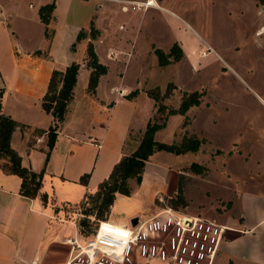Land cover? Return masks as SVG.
Returning <instances> with one entry per match:
<instances>
[{"label":"rangeland","instance_id":"374dc122","mask_svg":"<svg viewBox=\"0 0 264 264\" xmlns=\"http://www.w3.org/2000/svg\"><path fill=\"white\" fill-rule=\"evenodd\" d=\"M47 1L0 3L18 4L24 17L31 19V30L40 37L42 27L33 19L35 9L29 6ZM146 1L108 2L106 40L116 48L108 50L109 54L115 52L108 57L123 65L121 71L114 67L113 73L121 79L125 76L128 87L145 94L150 88L165 94L170 83L176 85L158 104L142 96L136 125H145L149 119L163 122L167 117V128L156 134L158 141L181 145L197 138L199 145L196 150L181 154L157 151L150 157V162L165 168L162 185L155 190L151 206L136 216L148 219L172 206L171 199L178 196L182 187L186 204L179 205L178 210L210 217L233 228L243 220L245 195L260 200L249 203L252 215L256 217L264 211V1L157 0L174 14L151 6L132 9L134 2ZM74 3L79 4L70 21L89 30L98 6L94 2L81 4L79 0ZM104 16L100 17L102 26ZM175 42L182 47L183 58L179 62L167 58L165 64L161 63L164 67H160L156 49L169 53ZM170 59L173 62L168 65ZM84 64L87 65V58ZM195 91L203 93L201 103L186 114L167 116V112L158 111L160 104L179 108L184 93ZM144 131L132 130L125 155L138 149ZM141 184L130 180L133 193ZM81 207L82 203L65 205L68 218L77 217L79 222L84 216ZM116 216L122 226L131 224L132 216ZM230 233L232 230L227 231V237ZM70 235L74 236L73 227Z\"/></svg>","mask_w":264,"mask_h":264},{"label":"crops","instance_id":"0c3cea01","mask_svg":"<svg viewBox=\"0 0 264 264\" xmlns=\"http://www.w3.org/2000/svg\"><path fill=\"white\" fill-rule=\"evenodd\" d=\"M114 1L79 0L81 4L94 2L99 8L91 20L100 30V38L94 43L100 61L108 66V73L101 76L96 93L91 94V69L84 64L90 38L73 46L79 31L86 28L70 21L79 3L48 0L37 6L30 4V9H35L33 19L43 30L40 37L31 30V19L24 17L18 4L0 3L2 111L21 124L13 132L11 145L21 155L22 164L36 172L44 171L39 195L32 198L21 194L22 178L0 165V264H66L72 247L64 240L72 237L71 227L75 236L74 222L78 218H68L70 214L65 205L81 204L88 194L95 193L125 155L132 130L147 127L150 119L145 125H136L140 100L142 96L154 100L148 91L155 88L146 90V94L140 90L137 96L126 98L135 89L125 84V76L121 79L113 73L114 67L121 71L123 65L108 57L110 51L116 50L106 40L109 23L106 8L108 2ZM53 2L56 8L48 25L51 37L47 38V25L41 21L39 9ZM151 7L174 14L159 3ZM101 15H105L104 26L100 24ZM222 60L227 63L223 57ZM74 61L82 64L74 98L65 120L59 124L55 145L48 153L49 130L56 119L43 108V98L54 70H65ZM173 61L170 59L168 65ZM159 66L164 67L160 61ZM164 170L162 165L148 161L140 188L131 195L117 194L109 218L121 225L116 214L132 216V219L148 209L155 190L161 188ZM87 173L90 177L85 184L81 177ZM43 193L49 197L46 204L41 197ZM258 200L245 195L243 220L234 224L232 233L223 241L215 264H264V211L255 217L249 209V203L256 204ZM79 238L86 241L82 234Z\"/></svg>","mask_w":264,"mask_h":264},{"label":"trees","instance_id":"16d2710c","mask_svg":"<svg viewBox=\"0 0 264 264\" xmlns=\"http://www.w3.org/2000/svg\"><path fill=\"white\" fill-rule=\"evenodd\" d=\"M264 1V0H263ZM56 8V3H48L42 5L39 9L40 19L47 25L46 37H51V31L48 25L53 17V12ZM100 36V30L94 25L90 24V29L82 28L76 38L73 46L76 47L78 42L83 39L90 38L87 49V67L91 69L89 80V90L96 93L99 81L102 75L108 73V66L102 63L96 51L94 40ZM156 53L160 59V63L165 64L166 59L173 58L174 61H179L183 57V49L179 43L175 42L171 47L169 53H165L162 49L157 48ZM81 64L77 61L72 62L65 70H54L49 89L43 98V108L47 112H51L56 119L54 126H51L48 135V153L53 149L57 140V131L59 124L62 123L69 111L70 104L74 98L75 86L78 82V75ZM176 88V85L170 83L167 87L166 93L161 91H148V95L153 98L156 104L168 97L170 92ZM139 89L131 91L126 98L131 99L137 96ZM203 93L195 91L191 93H184L182 102L179 108H170L166 105L160 104L158 111L165 113L167 116L175 114H186V112L195 105L201 103ZM2 97L3 90H0V165L3 166L9 173L17 174L22 178L21 194L35 198L39 195L42 186L44 171L36 172L22 164L21 155L12 147L11 138L13 132L17 127L21 126L11 116L6 115L2 111ZM167 124V117L163 122L150 119L144 131V136L138 149L131 155H124L123 158L114 166L108 178L99 184L95 193H90L86 196L82 203L83 218L79 220L80 233L84 237L93 235L97 229L100 220L109 218L111 208L115 202L117 194L131 195L134 188L130 185V180L134 179L137 185L143 181V175L147 162L150 157L157 151H167L175 154H181L189 150H196L199 145L197 138L186 140L181 145L176 143H167L158 141L155 138L157 131L163 129ZM2 160L7 162L1 164ZM90 174L87 173L81 177V182L87 184ZM178 196L171 199V205L178 209L179 205H185L186 199L180 187ZM43 202H48V194L41 195Z\"/></svg>","mask_w":264,"mask_h":264},{"label":"built area","instance_id":"2783aa9c","mask_svg":"<svg viewBox=\"0 0 264 264\" xmlns=\"http://www.w3.org/2000/svg\"><path fill=\"white\" fill-rule=\"evenodd\" d=\"M142 3L134 2L132 9L149 7ZM135 217L134 224L127 226L110 218L100 220L85 242L79 238L77 219L75 236L64 240L72 247L66 264H215L227 231L233 230L213 218L185 214L172 206L148 219Z\"/></svg>","mask_w":264,"mask_h":264},{"label":"bare ground","instance_id":"6f19581e","mask_svg":"<svg viewBox=\"0 0 264 264\" xmlns=\"http://www.w3.org/2000/svg\"><path fill=\"white\" fill-rule=\"evenodd\" d=\"M145 3L148 4L149 7L158 5L157 0H147Z\"/></svg>","mask_w":264,"mask_h":264},{"label":"water","instance_id":"95a60500","mask_svg":"<svg viewBox=\"0 0 264 264\" xmlns=\"http://www.w3.org/2000/svg\"><path fill=\"white\" fill-rule=\"evenodd\" d=\"M135 220H137V217H134V219H132V224H134V222L133 221H135Z\"/></svg>","mask_w":264,"mask_h":264}]
</instances>
